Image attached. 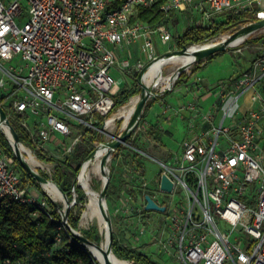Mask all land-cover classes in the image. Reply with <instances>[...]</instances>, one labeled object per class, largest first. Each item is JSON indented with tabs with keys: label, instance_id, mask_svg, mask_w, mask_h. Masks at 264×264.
I'll return each instance as SVG.
<instances>
[{
	"label": "built area",
	"instance_id": "1",
	"mask_svg": "<svg viewBox=\"0 0 264 264\" xmlns=\"http://www.w3.org/2000/svg\"><path fill=\"white\" fill-rule=\"evenodd\" d=\"M156 1L0 0V88L9 100L2 107L8 119L10 112L19 115L33 151L45 149L57 136L73 134L69 144L57 142L69 155L86 131L102 132L106 119L98 127L99 116L109 113L122 80L111 70L139 71L147 64L140 57L130 61V48L139 40L151 65L160 57L156 35L163 43L171 39L168 24L151 27L131 19L138 6ZM161 9L166 14L189 11L199 26L230 11L252 14L253 19L241 26L264 18V0H164ZM164 89L155 90L161 94ZM247 90L255 93L259 106L242 112L240 99ZM217 94L218 105L199 111L205 126L183 141L181 157L173 163L159 161L161 174L173 183L167 192L173 198L162 204L163 232L168 235L160 244L181 264H264V56L239 75L220 80ZM183 109L196 110V101L180 103L175 111ZM7 138L13 150V140ZM23 143L19 140L18 146ZM253 182L256 208L249 209L242 197L248 196ZM179 188L184 192L176 199ZM47 199L54 201L49 194L29 193L14 157L0 147V200L31 203L36 206L33 216L44 211L55 223L54 239L59 241L62 230L71 226L69 216L64 218L62 204L54 207L55 216ZM133 203L126 195L120 210L134 216L133 210L140 222L145 200L142 205ZM143 232L139 228L138 233ZM0 264L33 260L28 254H9Z\"/></svg>",
	"mask_w": 264,
	"mask_h": 264
},
{
	"label": "rangeland",
	"instance_id": "2",
	"mask_svg": "<svg viewBox=\"0 0 264 264\" xmlns=\"http://www.w3.org/2000/svg\"><path fill=\"white\" fill-rule=\"evenodd\" d=\"M224 13L218 15L217 17L223 15ZM248 15H252L248 12ZM216 17V18H217ZM194 16L189 11L183 12H175L172 18L167 23L169 26V31L171 33V39L167 43H163L159 36L156 35L154 39L156 54L161 55L163 53H167L169 51H175L178 48L177 38L184 31V28L188 25H195ZM247 22V21H245ZM243 22H240L236 27L228 30L225 33L220 34L217 38L206 39L202 42L211 40L216 41L220 39V36L223 34H231L233 31L238 29ZM141 40L137 42L134 46H131V51L133 52L134 57L137 59L140 57L144 63H148L150 61V57L146 53L145 50L141 48ZM201 43V42H200ZM123 57H127V53H122ZM259 56H264V27L258 30H255L248 36H246L239 44L232 45L228 47L224 51L217 52L212 58H210L207 62H202V66L193 72V77H203L207 80H210L213 83L211 88H207L208 91L212 89H217L218 83L220 80H225L231 76L239 75L241 70H247L249 65H251L252 60ZM132 62L133 59H130ZM204 61V59H202ZM196 61L195 63H197ZM193 63L188 69L185 71H190ZM173 65L171 63L163 66L162 73L163 75L169 74L172 70ZM111 74L115 77V79L123 80L120 81V87L129 86L128 83H137V74L133 73L130 70H117L112 69ZM0 78H2V73L0 71ZM185 83V81H176L174 82L173 87L168 90L166 93L159 95L155 101H158L159 104H163L168 100L169 95H173L176 93L177 87ZM188 86V84H186ZM164 85H159L155 87V89H161ZM216 91V90H215ZM3 93V89L0 88V94ZM210 93V92H209ZM136 95H139L136 94ZM181 96V95H180ZM180 96H177L179 98ZM214 106L219 104V95L217 94ZM213 98H209V102L212 101ZM129 100V99H128ZM244 98L241 97L240 101L243 102ZM207 102H203V104H207ZM9 100H6L8 103ZM127 103V102H126ZM124 103V104H126ZM122 104V105H124ZM116 108V110L106 118V120L112 117L117 113L118 109L122 106ZM155 109L158 107L155 105ZM238 113V112H237ZM162 112H158L156 115V119L162 121L164 117ZM10 120L13 123L16 119V116L10 112ZM148 124L147 113L144 110L142 117L139 119L137 126L132 131L131 135L128 137L129 139L123 144V147L112 151L106 164L108 167L107 174L109 175V186H108V196L106 198L107 203V213L111 219L112 231L118 241L121 244L129 245L131 247H136L137 249L147 253L150 255L152 259L157 261L159 264H181L180 259H177L175 255L169 254L164 251V248L160 244V239L166 238L168 235V231L163 232L164 229V218L165 213L155 210H145L143 209L141 212L140 222L135 218V212L132 210L133 215H128L122 213L120 207H116L118 205V201L120 202V198H124L126 195L131 196L133 199V205H142L144 201V195L149 194L154 197V199L160 204H167L173 198V195L160 190L159 182L160 175L157 171L162 169L159 161L166 162L164 160H158L153 157L150 151H148V145L153 146L156 140L155 131L151 128L152 125L148 124L150 128L146 127ZM157 126V125H156ZM123 126L122 118H115L111 124V126L105 128L103 127L102 132L99 133V140L101 141H109L112 139V136L118 135ZM151 129V130H149ZM73 131H76V128H73ZM73 134L65 137V136H57L56 142L53 140L48 142L45 145L44 152L47 155H51L58 159L60 162L65 159L67 156L66 153L63 152L61 147H57V142H62L64 145L69 144ZM100 141V142H101ZM99 141L94 140L92 143L82 140L74 149L70 156H76L82 154L83 152L91 149V147H96ZM29 150L33 153V155L42 162L41 165L32 166L36 169L39 174H45L46 178L49 180H53V177L56 176L60 171L65 172L66 174V183L72 184L74 180H76V176H74L67 167H64L61 164H57L55 162H48L46 160H41L36 151H33L32 146L27 143H23ZM15 154V153H14ZM179 158V157H178ZM80 158L81 167L83 161L85 160ZM77 161L73 158L70 162L71 167H75L77 165ZM23 167V166H22ZM17 173L20 175V171L17 169ZM80 170V168H79ZM79 172V171H78ZM78 174V173H77ZM21 176V175H20ZM44 176V175H43ZM25 186L29 188V193L35 195L36 193L46 195L48 194L45 189L40 186V189L37 186L31 185L27 181H22ZM117 182V183H116ZM92 185L97 189H101L102 182L98 178H93ZM248 196L242 197V201L245 203L246 207L249 209L256 208V194H253V191L256 190V183L253 182L249 186ZM42 191V192H41ZM72 195L69 198L70 205V217H79L80 212L83 208V203H81L78 199V193L74 191L72 188ZM183 190L180 188L175 191L176 199L183 194ZM84 197V192L82 193ZM51 197V196H50ZM85 198V197H84ZM55 203L64 205L62 199H54ZM117 202V203H116ZM116 205V206H115ZM135 207V206H132ZM79 222V221H78ZM139 228L144 229L143 234H139ZM78 232L90 240L95 242H100L102 240V233L99 231L96 224H89L86 228L79 227L77 225ZM231 236V239H233ZM239 237V236H238ZM176 243L174 247H171L172 250H175ZM132 262V261H131ZM133 263V262H132ZM134 264V263H133Z\"/></svg>",
	"mask_w": 264,
	"mask_h": 264
},
{
	"label": "trees",
	"instance_id": "3",
	"mask_svg": "<svg viewBox=\"0 0 264 264\" xmlns=\"http://www.w3.org/2000/svg\"><path fill=\"white\" fill-rule=\"evenodd\" d=\"M164 0H157L149 6H138L132 20H140L151 27H156L160 24H167L172 18L174 11H170L168 14L161 9V4ZM253 16L248 15V12H234L230 11L223 15L213 19L209 24L204 26L188 25L184 28V31L177 38L178 48L188 46L191 44L200 43L206 39L213 38L219 34L225 33L228 30L236 27L240 22L252 20ZM219 52V51H218ZM217 52L209 55L204 61L200 60L195 63L190 72L193 73L202 66V62H207ZM186 71H182L176 81H180L187 76ZM140 92V86L134 83L130 88H120L119 92L113 96L114 103L109 113L99 116L98 127H101L104 120L113 113L117 107L126 103L128 99ZM153 100L147 102L145 108L150 105ZM0 105L6 106V98L4 94H0ZM16 116L13 123L9 119L12 126L17 131L20 140L24 141L28 145L33 147L30 141L28 133L19 125V115L12 112ZM129 138H126V141ZM83 140L92 143L94 140H99V135L93 131L88 130L85 132ZM0 147L4 152L12 155L15 159L17 169L20 171L22 181H27L31 185L37 186L40 189L39 183L30 175V173L22 167L21 163L15 156L8 140L4 133L0 130ZM123 144L118 149L122 148ZM91 149L76 156L67 155L61 162L51 155H47L42 148H36L37 156L41 160L48 162H55L61 164L76 176L79 171L80 158L84 159L88 156ZM117 149V150H118ZM73 158L78 162L75 167L70 166V162ZM161 174V170L159 171ZM46 176L45 174H43ZM65 172L60 171L53 177V181L57 183L62 191L66 193L68 198L72 195V185L74 191L78 193V199L81 203L85 201L83 197L82 188L74 183H66ZM109 186V184H108ZM108 190V188H107ZM42 192V191H41ZM108 191L106 192V198ZM49 205L52 208L53 214L57 216L54 209L55 205L50 199H47ZM58 204V203H57ZM60 206V204H58ZM36 210V206L31 203H20L13 200H0V260L5 256L12 254L14 256L26 255L33 260V264H99V262L92 255L90 250L83 245V243L74 236L70 230L63 229L59 241L54 239L55 235V223L49 219L44 211H39L37 216H33L31 213ZM69 223L73 228H77L79 217H70V211L68 212ZM112 251L120 259L132 261L134 264H159L153 260L150 255L129 245L121 244L113 233ZM42 252H49L48 255H43Z\"/></svg>",
	"mask_w": 264,
	"mask_h": 264
},
{
	"label": "bare ground",
	"instance_id": "4",
	"mask_svg": "<svg viewBox=\"0 0 264 264\" xmlns=\"http://www.w3.org/2000/svg\"><path fill=\"white\" fill-rule=\"evenodd\" d=\"M228 37L229 34H223L220 36V39L216 41L208 40L205 42L188 45L187 52L185 53L166 54L155 59L149 66L148 70L142 75L143 82L147 85L153 84L155 87L164 85L163 87L171 89L173 87V81H175L177 77V72L181 69H188L193 63L197 61L196 51L204 47L211 46L217 41L225 40ZM243 39L244 36H238L231 41L230 45H237ZM169 63L173 65V68L169 74L163 75V66ZM138 99L139 95H133L126 104L122 105L118 109L116 114L106 120L104 127L107 128L111 126L115 118H122L123 126L125 127L133 114ZM0 127L1 131L4 132L12 141L13 137L8 126L5 125V123H0ZM105 142L106 141H102L96 145L94 155L91 158L83 161L76 176V184L82 188L85 197L83 208L80 212L78 225L79 227L86 228L89 224H96L99 231L102 233V240L100 242L93 241L92 244L87 245L90 252L99 262V264H105L107 259L111 264H133L129 260L118 258L113 252L109 253L108 258H106L104 255V250L108 245L107 222L100 206V190L92 185V180L93 178H98L101 180V182H103V170L106 172V174L108 172L107 164H105V167H103L101 164L102 158L110 149V147ZM19 149L23 152L25 160L31 166L42 164V162L39 161L25 145H20ZM42 188L45 189L51 198L63 200V195L60 192V188L56 183H53V180L47 179L46 182H42ZM71 204L73 205V203ZM103 206L106 211L107 203L105 202ZM76 231L78 232L79 230L76 229Z\"/></svg>",
	"mask_w": 264,
	"mask_h": 264
},
{
	"label": "water",
	"instance_id": "5",
	"mask_svg": "<svg viewBox=\"0 0 264 264\" xmlns=\"http://www.w3.org/2000/svg\"><path fill=\"white\" fill-rule=\"evenodd\" d=\"M263 27H264V18L263 19H257L255 21L249 23V24L240 26L238 29H236L231 34H229V37L227 39L217 41L211 46L204 47V48L199 49L198 51H196L197 61L205 59L209 55L214 54L215 52L226 50L228 47L231 46L230 45L231 41L233 39H235L236 37L244 36V38H245L246 36H248L249 34L254 32L255 30H258V29L263 28ZM187 48H188V46H183L182 48L176 49L175 51H169L167 53H163V54L160 55V57L163 56V55H166V54H173V53L182 54V53L187 52ZM149 65H150V63H147L139 71H137V69H133V72L135 74H137V83L140 86L139 99H138V101H137V103L135 105L133 114H132L129 122L125 125V127L122 129V131L118 135L112 136L111 140L105 142L110 147V149L107 151V153L104 155V157L101 160V164H102L103 167H105V164H106L111 152L117 150L121 144H124L126 142V138L131 135L132 131L137 126L139 119L142 117V114H143V111L145 109V106H146L147 102L150 101V100L156 99L159 95H161L163 93H166L168 90H170V88L166 87V89H164L163 92L160 94L159 91H156L154 89L155 86L153 84L152 85L151 84L147 85V84H145L143 82L142 75L144 74L146 68ZM185 70L186 69L179 70L177 72V77L182 71H185ZM177 77H176V79H177ZM174 82L175 81H173V85H174ZM0 121L2 123H5V125L8 126L9 131H10L12 137H13V151L15 153V156L17 157V159L19 160L21 165L30 173V175L42 187V182H46L47 178L45 176L39 174V172L36 169H34L25 160V158L23 156V153L21 152V150L19 149V146H18V142H19L20 138H19V136L17 134V131L15 130V128L10 123L9 119L7 118L5 110H4V108L1 105H0ZM4 135H5V133H4ZM5 137H6V139H8L6 135H5ZM95 148L96 147H94L89 152V154L86 157V159H89V158H91L94 155ZM103 172H104V180L102 182V187H101L100 192H99V200H100L101 210H102L103 215L105 217V220L107 222L108 245H107V248L104 250V255H105L106 258H108L109 253L113 252L112 251L113 231H112V226H111V219H110V217H109V215L107 213V210L105 211L104 206H103L104 203L106 202V192H107V188H108V184H109V175L106 174V172L104 170H103ZM53 183H56V182L53 181ZM73 183H74V181H73ZM172 186H173V183L170 180V178L165 173H162L160 175L159 188L162 191L169 192V191L172 190ZM72 188H73V185H72ZM60 192L63 195L64 218H67L68 212H69V208H70V201H69V198H68V196L66 195V193L64 191H62L60 189ZM144 200H145V204H144V209L145 210H155V211H160V212H164L165 211V208H166L165 205L159 204L157 201H155V199L151 195L145 194L144 195ZM52 203H54L55 206H58V204L55 203L54 201H52ZM67 228H68V230H70V232L74 236L79 238V240L86 247H87L88 244H92V240H90L88 237H86V236L80 234L79 232H77L76 229L73 228L72 226L67 225ZM105 264H111V263L107 259V262Z\"/></svg>",
	"mask_w": 264,
	"mask_h": 264
},
{
	"label": "crops",
	"instance_id": "6",
	"mask_svg": "<svg viewBox=\"0 0 264 264\" xmlns=\"http://www.w3.org/2000/svg\"><path fill=\"white\" fill-rule=\"evenodd\" d=\"M130 59H133V61L136 59L132 51L130 53ZM250 66L251 65H249V68ZM243 71L246 70H241L239 73ZM187 74L188 75L184 79L180 80V81H185V83L178 86L176 93H174L173 95H169L168 100H166V102H164L163 104H159L158 101L153 100L150 103V105H148L144 109L147 113L148 124L152 125L151 128L153 129V131L156 130L155 134L158 139L156 140L157 142H155L153 146L148 145L147 147L149 149L148 151L151 152V154L155 159H157V161L164 160L166 162L173 163L175 157L180 158L182 154L183 141L196 136L205 126V124L201 120L200 115L198 114L199 111L205 112L210 108H214L217 89H212L208 91L207 88H211L212 84L216 82H211L210 80H207L206 78L200 76L199 77L201 78V80L197 81L196 77L192 78L193 73L187 72ZM128 84L129 86L125 87L126 89L130 88L133 85V83L132 84L128 83ZM186 84H188V86ZM177 96L180 97L177 98ZM209 98L210 99L213 98L211 102L208 101ZM243 98L244 100L243 102H241L240 111L243 112L249 108H256L259 106V100L253 91L251 90L245 91ZM190 101H196V110L183 109L178 112L175 111V108L180 103H187ZM207 101H208L207 104H203V102H207ZM155 105L158 107L157 109H155L156 108L154 107ZM158 112L159 113L162 112L164 114L162 116L163 117L167 116V117L166 118L164 117L162 121L157 120L156 115ZM148 124L146 125V127L150 128ZM159 171L160 170L158 168L157 172L159 173ZM39 195H43V194L41 193ZM120 202L118 201V205L115 206L119 207Z\"/></svg>",
	"mask_w": 264,
	"mask_h": 264
}]
</instances>
